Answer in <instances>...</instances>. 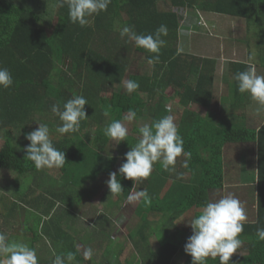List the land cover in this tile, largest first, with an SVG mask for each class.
<instances>
[{
	"label": "trees",
	"instance_id": "trees-1",
	"mask_svg": "<svg viewBox=\"0 0 264 264\" xmlns=\"http://www.w3.org/2000/svg\"><path fill=\"white\" fill-rule=\"evenodd\" d=\"M183 8L189 10L181 16ZM190 9L244 18L252 63L264 68V0H111L106 11L87 17L83 27L70 22L67 5L58 7V0H0V68H7L13 77L11 87L0 88V139L4 140L0 185H15L11 195L0 192V211L5 210L0 216L6 226L0 233L8 241L30 238L27 242L36 251L38 264H53L55 255L68 252L75 253L71 264L90 262L78 248L74 227L78 218L86 220L81 216L86 209H92V199L99 191L92 186L102 176L107 181L109 173L118 171L124 154L139 140L130 137L114 151L105 127L122 121L126 113L144 114L146 110H151V125L172 114L168 103L175 97L184 107L177 128L184 151L190 153L187 167L181 155L177 159L182 162L176 163L174 171H165L156 162L151 175L136 184L118 176L123 190L112 194L106 211L122 203L120 194L129 197L136 185L147 190L151 204L145 205L141 198L136 223L128 232L130 241L126 237L124 242L115 241L112 231L106 230L112 227L108 213L95 209L91 220L100 217L94 228L99 239L95 240L104 247L98 264H115L127 252L130 257L122 264H191V256L185 262L176 259L192 234L188 222L201 213L211 193L224 186L225 145L239 142H257L259 200L256 221L243 222L239 235L248 241V253L232 256L231 261L264 264V241L256 236V229L264 228V112L259 117L254 109L260 125L247 126V107L253 101L239 93L234 77L246 70L249 61L240 60L231 61L223 76L230 92L224 96L221 113L212 110L219 93L216 58L179 47L182 36L198 28V17ZM161 24L167 26L168 34L162 36L165 44L154 65L148 60L155 54L120 36L125 26L147 35ZM137 52L148 68L130 73L132 55ZM126 80L136 81L139 88L128 94ZM108 89H112L110 96ZM74 94L88 101V117L77 131L60 134L56 128L61 121L51 107L58 104L62 110ZM39 123L49 126L50 139L65 154L66 162L57 171L62 177L73 172V182L37 170L27 159L25 148L30 143L24 144L26 140L19 135L37 129ZM188 212L192 215L185 216ZM180 221L186 229L178 227ZM153 236L157 246L152 244ZM206 264L219 261L209 257Z\"/></svg>",
	"mask_w": 264,
	"mask_h": 264
},
{
	"label": "clouds",
	"instance_id": "clouds-1",
	"mask_svg": "<svg viewBox=\"0 0 264 264\" xmlns=\"http://www.w3.org/2000/svg\"><path fill=\"white\" fill-rule=\"evenodd\" d=\"M111 0H58V7L67 5L69 20L81 27L87 25L88 19L94 14L106 11ZM168 34L167 26L161 24L154 33L147 35L137 34L134 26H125L120 32L121 38L127 36L134 41L137 48H143L149 53L155 54L149 60V64L159 62L161 47L165 44L162 36ZM253 57H249L246 70L236 73L234 79L237 89L241 94H248L259 108L264 109V76L258 75ZM13 85V77L7 68H0V88H9ZM139 88V84L133 80L124 82V89L128 94ZM88 101L83 95H72L61 110L58 104H53L51 111L59 117L61 124L56 131L60 134L75 132L80 127V122L86 119L85 105ZM170 111V109H168ZM135 112L124 117L132 120ZM106 137L119 144L127 141L128 129L119 121H113L104 129ZM140 138L134 147L124 154L125 162L118 171L109 173L106 184L111 194H119L123 189L118 179L122 176L130 179L134 184L147 179L153 165L159 162L165 171H174L177 158L185 157L183 166L187 167V158L190 153L183 149V139L178 132L174 117L165 115L151 125L144 124L139 128ZM25 139L30 141L26 146V157L33 162L37 170L44 168H62L66 162L63 151L57 149L50 139V129L47 124L39 123L37 129L28 132ZM139 197H143L145 205L151 204V197L147 190H141ZM247 220L245 209L241 202L233 195L222 196L216 200H208L202 207L201 213L188 222L192 234L187 238L184 251L192 258L191 264H206L210 257L219 261V264H234L231 257L238 252L242 241L239 238ZM256 236L264 241V228L256 229ZM84 260H91L93 249L86 248L82 252ZM0 256L5 257L3 264H38L36 251L23 242H9L7 237L0 233ZM75 259V253L68 252L65 255H55L53 264H71Z\"/></svg>",
	"mask_w": 264,
	"mask_h": 264
},
{
	"label": "rangeland",
	"instance_id": "rangeland-1",
	"mask_svg": "<svg viewBox=\"0 0 264 264\" xmlns=\"http://www.w3.org/2000/svg\"><path fill=\"white\" fill-rule=\"evenodd\" d=\"M165 5V4H164ZM189 9L183 8L180 9L179 13L180 15L184 16L186 13H188ZM193 15L198 17V28L197 29H191L190 33H192L191 37H184L182 36V39L180 42V50L195 53V54H203L206 56H210L212 58H216L217 60V77H216V85L219 89V93H217V97L215 98V101L213 103L212 110L215 111V114L221 113L220 110L225 104V97L229 94V88L226 85V82L223 78V76L227 73V70L229 69V63L231 61H249L250 52H249V46L247 45V42L245 40V28H246V21L244 18H236L232 16L227 15H220L217 13H211L207 12L204 13L202 11L193 10L190 9ZM197 14V15H196ZM133 56V57H132ZM131 65H130V73H137L146 70L148 67L143 62L142 54H139L138 52L133 54ZM255 67L257 70L258 75L264 76V68L262 69L259 67L256 63ZM167 93L171 92V88H168L166 90ZM112 94V89L107 90V96H110ZM225 96V97H224ZM178 98H172L169 100V105L172 108V116L174 117V122L178 126L180 118H181V112L183 106L178 104ZM254 106V107H253ZM253 107V108H252ZM177 108V109H176ZM181 108V109H180ZM259 105L253 101L251 105L247 107V116H246V122L248 127H259L260 120L256 119L255 117V110L258 109ZM180 109V110H179ZM249 112V113H248ZM260 113L259 117L262 116V113L264 112V109H261L258 111ZM131 113H126L123 116L122 123L125 125V127L128 129V136L127 139L130 137H134L139 139V128L143 126L144 124H149L152 121L151 116V110L147 111L144 114H135V117L132 120H125L124 117L130 115ZM36 129V128H34ZM95 131V129H92ZM28 132H31L28 130ZM20 139L23 138L25 141L24 144L30 143L27 139H25V136L22 132H20ZM4 142L3 139H0V145ZM125 141L120 142L119 144H116V142L110 140L111 146H113L114 151L120 150V148L123 146ZM224 152L226 153L227 162L229 163V166H237L239 165V168L241 169V166L243 169H246L245 171H235L236 172V179H240L241 177H244V179H251L255 174H257L258 171V162H257V154H258V146L257 142H249V143H228L225 145ZM182 162V160H178L177 162ZM236 163V164H235ZM44 171L51 172V175L55 176L56 178H60L61 181H71L73 182V172L72 174H68L66 176H60V172L57 171L56 168L48 169L44 168L42 169ZM234 175L232 174V177ZM232 177H230L232 179ZM72 179V180H71ZM242 179V178H241ZM76 181H74L75 183ZM79 183V182H78ZM81 184V183H79ZM77 184V185H79ZM75 185V186H77ZM3 186V187H2ZM0 185V192H4L5 194L11 195L12 190L15 188L14 184H8L7 186ZM97 187L99 189L97 195L92 199L93 205L91 208L86 209L85 214H82L81 216L86 218L84 220L83 218H78L79 221L75 225V230H78V233L76 237L77 245L82 253L84 249L91 247L93 249V256L90 262H84V263H77L75 264H98L99 260L102 256V251L104 249L101 244L99 245L98 240L99 239L98 234L96 231H94V228L96 225H98V218L91 220L93 215L95 214V209H98V213H108L109 218L112 222V227L110 229L106 227V230L112 231V237L117 242H124L129 238V230L134 224L136 223V207L138 206L140 200L142 197L138 196V193L142 190L140 186L136 185L132 194L129 197H123V195L120 194V199L122 203L116 205L114 208H112L110 211H106L107 205H110V200H112V194L110 193V190L106 184L105 176H102L95 185L92 186ZM12 189V190H11ZM240 190V189H239ZM247 193H244V198L242 200H249L250 206L256 210V204L255 201L259 200V188L258 186H250L248 187V190L245 189ZM227 194L231 192L227 188V190H217L213 193L212 200H216L224 196L223 193ZM240 193V191H239ZM222 194V195H221ZM254 195V199H253ZM239 198V195L238 197ZM241 202V200H239ZM254 201V203H253ZM109 207V206H108ZM111 208V207H109ZM249 209V207H248ZM104 210V212H103ZM252 212L251 210H249ZM2 212H5V210L0 211V214ZM246 215H248V211L245 207ZM192 215V212H188L185 214V216ZM80 216V217H81ZM248 218V216H247ZM84 222V224H83ZM2 227V228H1ZM178 227L185 228L186 226H182L181 221L178 223ZM3 228H6L4 222H2V218L0 216V229L3 230ZM112 228V229H111ZM9 229V228H8ZM186 229V228H185ZM72 231V230H71ZM4 232V231H3ZM16 237V236H15ZM13 237V238H15ZM8 238V237H7ZM242 241V244L240 248L237 250L238 252L234 253L233 256H242L248 253L246 246L248 241L244 240L243 238H240ZM16 241V242H23L28 244L27 241H31L29 238H25L22 236H18V238L15 239H9V242ZM130 241V239H128ZM126 242V244H129V242ZM152 244L153 246L158 245V240L155 236L152 237ZM29 246V244H28ZM130 246V245H129ZM128 252L124 254L121 257H118L117 260L114 258L115 264H122L124 262V259L128 257ZM130 257V256H129ZM190 257L189 254H186L184 251V246L181 247L176 254V259L182 262H185ZM5 257L2 256V264L4 262ZM89 261V260H87ZM92 262V263H91Z\"/></svg>",
	"mask_w": 264,
	"mask_h": 264
},
{
	"label": "crops",
	"instance_id": "crops-1",
	"mask_svg": "<svg viewBox=\"0 0 264 264\" xmlns=\"http://www.w3.org/2000/svg\"><path fill=\"white\" fill-rule=\"evenodd\" d=\"M190 32L187 35L188 37H191V35L193 33V32L192 33H190ZM180 43H182V42H180ZM178 104H179V102H178ZM239 143H249V142H239ZM257 156H258V154H257ZM224 160H225L224 186L221 189H218V190H224L225 191L228 188L232 192V193H230L231 195L235 196L236 198L239 195V198H237V199L241 200L242 207L244 209L246 207V209L248 211V215H247L248 218H247V220L245 222L254 223L256 221V219H257V209L254 210L250 206L249 201L247 202L246 200H242V198H244V196H243L244 193H247V191L245 189L248 190V187H250V186H255V185L257 186V184H258L257 174H255L251 179H244V177H241L242 179L241 178L240 179H236V177H235L236 172L235 171H245L246 169H243L242 166H241V169H240L239 165H237V166L235 165V166H231L230 167L229 163L227 162V158H226V153L225 152H224ZM232 174L234 175L233 177H232ZM230 177H232V179ZM239 191H240V193H239ZM214 192H212L211 195H210L211 196V200L213 198V193ZM223 194H224V196H226V195H229V192L227 194V191H226V193H223ZM253 199H254V195H253ZM253 203H254V201H253ZM255 204H256V201H255ZM248 207H249V209H248ZM249 210H251L252 212H250Z\"/></svg>",
	"mask_w": 264,
	"mask_h": 264
}]
</instances>
